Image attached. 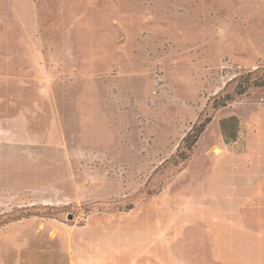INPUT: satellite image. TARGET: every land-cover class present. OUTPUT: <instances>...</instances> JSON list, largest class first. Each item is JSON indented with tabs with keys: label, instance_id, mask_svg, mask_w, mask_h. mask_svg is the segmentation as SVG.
<instances>
[{
	"label": "rangeland",
	"instance_id": "obj_1",
	"mask_svg": "<svg viewBox=\"0 0 264 264\" xmlns=\"http://www.w3.org/2000/svg\"><path fill=\"white\" fill-rule=\"evenodd\" d=\"M258 67L264 0H0V217L56 207L0 225V264H185L186 187L224 230L238 221L229 168L264 193V86L216 112L187 172L154 194L147 181L208 101ZM241 117L248 150L233 157ZM94 202L109 210L88 213ZM210 222L208 240L195 229L194 251L231 260L215 253Z\"/></svg>",
	"mask_w": 264,
	"mask_h": 264
},
{
	"label": "crops",
	"instance_id": "obj_2",
	"mask_svg": "<svg viewBox=\"0 0 264 264\" xmlns=\"http://www.w3.org/2000/svg\"><path fill=\"white\" fill-rule=\"evenodd\" d=\"M242 125L244 126V131L241 132L242 137L244 138L245 144L244 151H242L240 154H234L233 157H237L240 155H244V152L248 150V126L244 123L243 118L241 117ZM255 130V129H254ZM256 131V130H255ZM241 136L239 139H236V142L240 141ZM227 149H229V144L227 143ZM219 148L218 146L215 147ZM214 149V151H215ZM220 149V148H219ZM221 152V150H220ZM219 152V153H220ZM216 153V152H215ZM218 154V153H217ZM189 166V165H188ZM188 166L185 168V171L187 172ZM237 166H233V170L229 168L228 175L225 176V183L228 185L229 190H231V193L229 194L230 200H232L231 205L233 206V213L234 218L237 219V222L230 223L228 221V229L224 230V222L225 220H222V218L215 217V220L218 222L217 224V238L220 241V237L222 238V245L220 246L218 244L217 249H215V253H220V255L223 252H226V250H231L233 253L232 259L228 260L226 262H216V264H264V241L262 243H257V239H254L255 237H264V228L261 229L260 227L264 226V223L257 226L252 222L250 213L252 212L251 206L252 204L257 205L258 202L255 200L257 195L264 196L263 191L261 188L256 184L255 182H245L240 178V173L236 175L238 172H236ZM186 204H185V264H209L212 261L206 260V258L203 257V255H199L194 251L195 249V240L194 233L195 229L198 230V227L201 228L202 234L205 237V240L208 238L209 230L206 234H204V229L209 227L211 225L210 220H214L213 217L210 216L211 209L209 208V205L205 203H200L197 199L192 198L186 187ZM258 208V206H257ZM243 210V211H242ZM253 219H258V221L264 220L263 214L259 213L254 216H252ZM251 220V221H250ZM203 221V222H201ZM156 222V221H155ZM200 222V223H199ZM150 221H145L144 224H149ZM203 223V224H201ZM208 223L210 224L208 226ZM206 224V225H205ZM198 226V227H197ZM220 227V229H219ZM154 228H156V225L154 223ZM213 230V229H212ZM225 232L227 235H231L233 238H237V244H235L233 240V244H226L224 243L223 236L225 235ZM240 238H244L243 240H246L245 238H248L246 241L243 242L240 240ZM208 240V239H207ZM218 241V242H219ZM198 242V239L196 240V243ZM243 242V243H242ZM221 244V241L219 242ZM156 252V248L153 249ZM253 253H260L258 257L253 256ZM213 254V253H212ZM222 256V255H221Z\"/></svg>",
	"mask_w": 264,
	"mask_h": 264
},
{
	"label": "trees",
	"instance_id": "obj_3",
	"mask_svg": "<svg viewBox=\"0 0 264 264\" xmlns=\"http://www.w3.org/2000/svg\"><path fill=\"white\" fill-rule=\"evenodd\" d=\"M231 82H237L236 87L232 92H225L231 82H228L223 90H221L216 96H214L205 108L200 112L197 120L193 123L190 130L182 138L178 145L177 151L168 159H166L157 169L152 173L147 181V186L152 194L158 193L162 190L164 182L170 176H173L182 170H184L190 163L195 153L196 145L205 132L208 125L212 122L216 112L226 106L242 100L246 96H249L253 88L264 86V68L258 67L255 70H251L241 76H235L231 78ZM143 197L136 195L130 199V203L125 209H131L137 204L141 203ZM108 203L94 202L86 205L87 212L109 210L106 208ZM109 205H113L110 203ZM56 208V207H55ZM53 207H47L46 211H33L32 209H21L16 212L3 214L0 217V225L9 221L17 220L22 216L30 215H42L47 217H53ZM113 210L122 209L121 207L114 206Z\"/></svg>",
	"mask_w": 264,
	"mask_h": 264
},
{
	"label": "bare ground",
	"instance_id": "obj_4",
	"mask_svg": "<svg viewBox=\"0 0 264 264\" xmlns=\"http://www.w3.org/2000/svg\"><path fill=\"white\" fill-rule=\"evenodd\" d=\"M220 150H221V149H219V148H216V149H215V152H216V153H219V152H220Z\"/></svg>",
	"mask_w": 264,
	"mask_h": 264
},
{
	"label": "water",
	"instance_id": "obj_5",
	"mask_svg": "<svg viewBox=\"0 0 264 264\" xmlns=\"http://www.w3.org/2000/svg\"><path fill=\"white\" fill-rule=\"evenodd\" d=\"M70 218H72V215H70Z\"/></svg>",
	"mask_w": 264,
	"mask_h": 264
}]
</instances>
